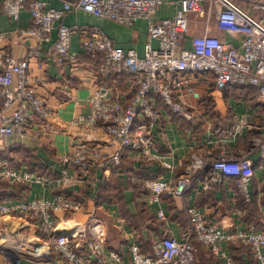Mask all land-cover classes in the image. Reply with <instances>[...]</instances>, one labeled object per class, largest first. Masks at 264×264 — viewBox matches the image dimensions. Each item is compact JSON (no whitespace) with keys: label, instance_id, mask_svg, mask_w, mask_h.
<instances>
[{"label":"built area","instance_id":"built-area-1","mask_svg":"<svg viewBox=\"0 0 264 264\" xmlns=\"http://www.w3.org/2000/svg\"><path fill=\"white\" fill-rule=\"evenodd\" d=\"M62 7H49L41 0H3L2 13L16 23L27 9L29 27L17 30L20 37L36 40L23 59H15L6 49L0 50V156L6 157L16 146L12 140H37V123L52 117L46 100L37 92L44 85L41 75L29 74L31 65L41 57V47L51 42L48 62L54 66L81 64V58L70 53L71 40L82 37V55H99L98 73L107 79L124 76L123 89L100 86L87 98V112L73 118L67 131L75 133L77 143L60 162V171L45 178L27 170L0 162V184L38 186L42 191L65 188L97 190L110 174L119 172L122 158L132 154L138 163H158L170 172V178L145 180L143 200L159 205L161 198L185 199L188 193L210 195L226 180H233L238 196L246 204L252 198L249 185L255 169H264V0H61ZM164 5H171L170 18L155 20ZM83 11L95 18L129 27L138 20L147 22L148 42L139 57L135 51L116 47L100 29L92 26H66L64 17ZM190 15L200 20L202 33L188 36ZM211 21L232 42L209 36ZM8 38L0 32V43ZM189 48H185L186 42ZM151 41L157 43L156 48ZM40 68V67H39ZM41 70V68H40ZM209 76L217 91L253 88L257 92L255 108L233 115V123L215 129L207 136L204 149L190 151L183 172L174 174L173 153L159 155L158 141L165 138L163 112L180 121L196 125L193 106L184 100L193 95L190 80ZM190 85L188 87V85ZM187 85V87H185ZM248 132L251 136L246 151L237 155L232 148ZM257 155L253 163L251 157ZM255 164V165H254ZM260 195H264V179ZM82 204L73 202L63 192L50 200L29 198L23 194L15 200L0 202V220L31 221L49 253L64 264H199L197 245L215 264H240L228 255L227 246L247 247L255 264H264V231L246 227L241 213L233 210V232L206 223L195 208H186L187 226L180 240L162 236L152 240L151 253L127 239L121 253L106 246L105 238L90 221L72 235L58 234L56 212H78ZM155 218L166 215L157 208Z\"/></svg>","mask_w":264,"mask_h":264},{"label":"crops","instance_id":"crops-1","mask_svg":"<svg viewBox=\"0 0 264 264\" xmlns=\"http://www.w3.org/2000/svg\"><path fill=\"white\" fill-rule=\"evenodd\" d=\"M49 7L60 9L61 0H41ZM0 0V32L6 33L8 38L0 43V50L6 49L15 59H23L29 47L36 46V40L30 37H20L17 30H26L29 27V14L27 9L21 11L16 23L10 22L3 16ZM174 14L171 5H164L155 16V20L170 18ZM191 25L188 36L202 33L200 20L195 15L189 16ZM66 26H92L100 29L118 48L124 51L133 50L141 57L143 49L148 40L147 22L138 20L133 25L126 27L115 23L95 18L83 11H73L63 19ZM209 36L220 39L223 42H232L225 33L219 32L215 22L211 21L208 28ZM56 38L55 31L51 35V42L41 47V57L31 65L29 74L31 76L41 75L45 84L37 86V92L46 100L52 110V117L44 122L37 123L35 132L40 133L37 140H12L15 143L13 149L5 157L8 166L27 170L45 178L55 176L61 169L60 161L68 155L77 143L75 133L67 131L70 121L76 116L87 112L86 100L100 86H111L118 91L123 89L124 76H114L107 79L98 73L99 55H82L80 53V40L77 36L71 40L70 53L81 58L82 63L70 66L67 62L63 66H54L48 62L52 53V43ZM156 48L155 41L150 42ZM185 48H189L187 40ZM41 70H40V68ZM211 77L205 76L202 80H190L193 95L184 100L194 108L198 122L196 125L180 121L179 119L163 112V122L166 126L165 138L158 141L159 155L167 156L173 153L172 162L174 174L183 172L187 164V156L190 151L200 148L204 149L206 137H211L215 129H225L232 125L233 115L240 114L246 110L255 108L257 92L253 88L228 89L217 91L212 87H206ZM185 85V87H187ZM205 99L207 102L201 101ZM209 100L218 102L224 106L218 112L209 108ZM213 112V113H212ZM254 132H248L241 138L232 153L237 155L240 151H246L251 136ZM7 155V156H8ZM4 160V159H2ZM253 163L257 161V155L251 157ZM255 165V164H254ZM255 169V177L249 185L251 202L246 204L238 196L235 182L226 180L224 184L216 188L210 195L199 194L196 191L188 193L185 199H169L162 197L159 205H147L143 200L146 191L143 189L145 180H156L159 178L169 179L171 173L166 171L158 163H138L132 154H125L119 172L110 174L99 185L96 190L87 188H65L62 191H42L36 186L33 189L23 186L10 187L0 184V202L21 197L23 194L29 198H45L50 200L54 195L63 192L73 202L82 204L78 212L55 213L57 217V233L72 235L76 230L86 226L92 219V227L104 236L106 246L121 253L127 239L140 247L143 254L151 253V243L154 239L162 236H173L180 240V234L187 226L186 208H195L201 213L208 224L216 225L225 232H233L234 218L233 210L241 213V223L246 227H253L264 231V195L259 190L264 179V169ZM97 191V192H96ZM157 208H161L166 220L161 222L155 218ZM106 212H108L106 214ZM106 218H101L102 216ZM100 216V218H98ZM15 219H1L4 225L13 224ZM35 231V230H34ZM34 241L32 251H26V245L8 242L6 250L0 254V264H64L60 259L49 253L46 245L38 240V234ZM116 239V240H115ZM122 243V244H121ZM19 246V247H18ZM42 246V247H41ZM43 246L45 248H43ZM19 249H23L21 252ZM5 250V251H6ZM228 255L240 264H255L247 247L240 244L229 245L226 248ZM197 257L199 264H215L211 256L199 245H197Z\"/></svg>","mask_w":264,"mask_h":264},{"label":"rangeland","instance_id":"rangeland-1","mask_svg":"<svg viewBox=\"0 0 264 264\" xmlns=\"http://www.w3.org/2000/svg\"><path fill=\"white\" fill-rule=\"evenodd\" d=\"M207 83L209 85L206 87H212V81L209 80V81H207ZM201 101H206V100L201 98ZM208 104H209V108L211 110L214 109L213 112L214 111L218 112L219 110H221L224 107L221 104V102L220 103L218 102V104H217V101L213 102V101L209 100ZM6 158H9V155L6 156ZM2 159L6 160L5 157L0 156V162L2 161ZM107 213L108 212H106V214ZM103 217L106 218L105 215L102 216L101 218H103ZM98 218H100V216H98ZM15 220L16 221H14L13 224H10V225H7V224L4 225L3 223L0 222V254H2L3 251L4 252L12 251L11 249L6 250V248H4V247H7L5 245H7L6 243H8V242L19 244L18 241H22L24 243H28L26 245V249H27L26 251L24 250V252H23V249L22 250L19 249L23 253H26L28 251H32V248H34V246H35L34 245V241H35L34 238H36L35 236H37V235L35 233L36 230H35L33 223L31 221H26V220H18V219H15ZM19 246H20V244H19ZM43 248H45V247L43 246Z\"/></svg>","mask_w":264,"mask_h":264},{"label":"trees","instance_id":"trees-1","mask_svg":"<svg viewBox=\"0 0 264 264\" xmlns=\"http://www.w3.org/2000/svg\"><path fill=\"white\" fill-rule=\"evenodd\" d=\"M243 89V88H242ZM203 102H207V101H203ZM3 185V184H2ZM1 186V185H0Z\"/></svg>","mask_w":264,"mask_h":264}]
</instances>
